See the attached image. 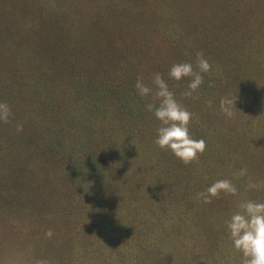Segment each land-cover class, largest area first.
I'll return each instance as SVG.
<instances>
[{
  "label": "trees",
  "instance_id": "obj_1",
  "mask_svg": "<svg viewBox=\"0 0 264 264\" xmlns=\"http://www.w3.org/2000/svg\"><path fill=\"white\" fill-rule=\"evenodd\" d=\"M31 1L0 8V103L10 111L0 121V262L18 245L19 262L38 264H241L225 224L241 201L264 202V0L191 36L173 26L168 39L146 19L111 31L63 15L57 0ZM197 54L210 68L185 96L191 77L168 72L196 71ZM156 73L205 142L188 163L155 144L159 122L145 105L158 101L134 87L139 78L155 90ZM235 93L229 117L220 100ZM223 179L234 195L197 198Z\"/></svg>",
  "mask_w": 264,
  "mask_h": 264
},
{
  "label": "clouds",
  "instance_id": "obj_2",
  "mask_svg": "<svg viewBox=\"0 0 264 264\" xmlns=\"http://www.w3.org/2000/svg\"><path fill=\"white\" fill-rule=\"evenodd\" d=\"M197 56L196 71L191 63H178L173 64L168 72V76L175 81H180L182 77H191L187 90L183 93L185 96H190L201 85V73H206L210 68L207 60L200 54ZM152 84L155 90L138 78L134 87L140 97H150L158 101L145 105L146 110L159 122L154 142L159 148L168 149L176 158L188 163L204 151L205 142L203 139H193L189 134L188 125L192 114L177 101L159 73L153 76ZM237 99L236 93L221 98L220 109L226 116L232 115ZM9 115L8 106L0 103V121H7ZM239 175H246V169H241ZM259 187L260 185L253 183L247 185L248 189ZM220 191L234 195L236 188L230 180H217L196 196L208 203L210 198ZM237 208L238 211L234 212L225 224L231 247L240 254L241 264H264V202L243 200ZM48 235H51V232Z\"/></svg>",
  "mask_w": 264,
  "mask_h": 264
},
{
  "label": "rangeland",
  "instance_id": "obj_3",
  "mask_svg": "<svg viewBox=\"0 0 264 264\" xmlns=\"http://www.w3.org/2000/svg\"><path fill=\"white\" fill-rule=\"evenodd\" d=\"M33 1L41 2V0ZM57 2L60 3L59 9L62 10L63 15H69L73 20L86 25L95 27L104 25L103 29L108 28L111 31L113 28H117L119 20H124L120 28H129L130 32L139 30L144 26L142 20L146 19L152 25L150 29L147 27L144 29L153 31L162 39L170 38V33H168L170 28H178L175 30H181L182 35L191 36L209 21L216 22V20H212L213 17L226 16L236 8L242 11H244L242 8L253 11L254 6L257 7L256 2L252 0H57ZM6 3H10V0H0V8ZM214 9L216 11H213ZM0 18H5V16L0 15ZM5 242L10 248L14 246L8 243L7 238ZM14 247L17 248L14 251V254H17L16 257H13L12 260L3 258L0 264H38L36 260L29 259H22L19 262L18 245ZM58 262L63 264L61 261ZM44 264L52 263L49 259Z\"/></svg>",
  "mask_w": 264,
  "mask_h": 264
}]
</instances>
